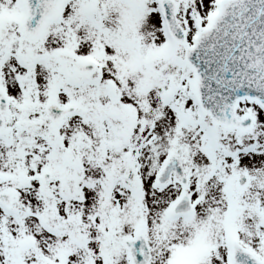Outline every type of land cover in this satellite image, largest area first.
<instances>
[{
	"label": "snow or ice",
	"instance_id": "6c2138e0",
	"mask_svg": "<svg viewBox=\"0 0 264 264\" xmlns=\"http://www.w3.org/2000/svg\"><path fill=\"white\" fill-rule=\"evenodd\" d=\"M0 264H264V0H0Z\"/></svg>",
	"mask_w": 264,
	"mask_h": 264
}]
</instances>
